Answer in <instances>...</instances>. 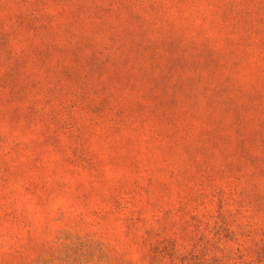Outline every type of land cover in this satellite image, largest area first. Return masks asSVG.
<instances>
[{
	"label": "rangeland",
	"instance_id": "obj_1",
	"mask_svg": "<svg viewBox=\"0 0 264 264\" xmlns=\"http://www.w3.org/2000/svg\"><path fill=\"white\" fill-rule=\"evenodd\" d=\"M87 238L264 264V0H0V264Z\"/></svg>",
	"mask_w": 264,
	"mask_h": 264
},
{
	"label": "trees",
	"instance_id": "obj_2",
	"mask_svg": "<svg viewBox=\"0 0 264 264\" xmlns=\"http://www.w3.org/2000/svg\"><path fill=\"white\" fill-rule=\"evenodd\" d=\"M79 240V238H78ZM87 264H121L115 263L112 259L111 253L109 250L103 246L102 243L97 242L93 239L87 238ZM85 241V242H86ZM85 242H80L85 243ZM75 242L67 248L68 251L76 249L74 247ZM96 258V259H95ZM68 259V258H67ZM69 260V259H68ZM67 263V262H65ZM67 264H73L69 261Z\"/></svg>",
	"mask_w": 264,
	"mask_h": 264
}]
</instances>
